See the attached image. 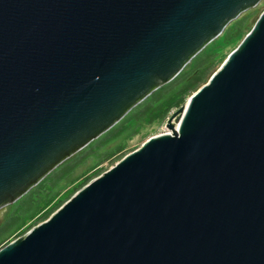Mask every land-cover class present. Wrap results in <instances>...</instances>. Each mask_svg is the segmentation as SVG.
I'll return each instance as SVG.
<instances>
[{"label":"water","instance_id":"obj_1","mask_svg":"<svg viewBox=\"0 0 264 264\" xmlns=\"http://www.w3.org/2000/svg\"><path fill=\"white\" fill-rule=\"evenodd\" d=\"M259 0H0V207ZM0 264H264V7L208 79Z\"/></svg>","mask_w":264,"mask_h":264},{"label":"trees","instance_id":"obj_2","mask_svg":"<svg viewBox=\"0 0 264 264\" xmlns=\"http://www.w3.org/2000/svg\"><path fill=\"white\" fill-rule=\"evenodd\" d=\"M252 14L253 11L244 13L234 20L232 27L224 28L223 41L234 42L237 39L240 41L253 24L246 32L242 31L249 24V18ZM216 60H218L217 50L202 48L173 78L155 88L119 121L59 163L32 188L20 196L15 206L0 222V246L10 240L9 237L13 233L16 234L19 231L21 232L18 234L23 233L28 228H24L28 220L32 219L37 223L47 218L75 190L86 183L89 176L84 175L82 181L71 187L64 195L58 197L60 190L63 188L62 186L72 183L85 174L86 170L94 168L104 159L122 153L121 144H116L108 150H103V145L119 137L131 136L138 131L139 126L142 124H151L157 119H164L172 107L184 103L186 96L190 95L208 79ZM125 153L123 152L116 158H120ZM89 157L95 158V162L80 174H75L76 168ZM26 225L29 226V223Z\"/></svg>","mask_w":264,"mask_h":264},{"label":"rangeland","instance_id":"obj_3","mask_svg":"<svg viewBox=\"0 0 264 264\" xmlns=\"http://www.w3.org/2000/svg\"><path fill=\"white\" fill-rule=\"evenodd\" d=\"M264 7V0H259L254 6L242 11L237 17L241 16L244 13L247 12H251L253 11V14L250 16L249 18V24L247 26H245L243 28V32H246L248 30V28L250 27V25L253 23L254 19L257 17V15L259 14V12L263 9ZM236 17V18H237ZM235 18V19H236ZM232 19L227 25L226 27H232L234 25V20ZM225 27V28H226ZM225 30V29H224ZM224 30L217 35L214 39H212L210 42H208L203 48L206 49H213V50H217L218 51V60H216L215 66L212 68L211 72L212 73L215 68L220 64V62L225 58L226 54L231 50V48H233V46H235V44L239 41V39L235 40L234 42H224L222 39L223 36V32ZM189 95V94H188ZM187 95V96H188ZM186 96V97H187ZM177 106L172 107L169 112L167 113L166 117L176 108ZM157 119L155 120L153 123L151 124H142L141 126H139L138 131L134 134H132L129 137H119L116 138L114 140H111L110 142H108L107 144L103 145L102 149L103 150H108L110 148H112L113 146H115L116 144H121L122 145V153L123 152H128L136 147H138L141 142L143 140H145L148 136L154 134V133H158L161 130L166 129L165 126V119ZM120 153V154H122ZM120 154L117 155H113L111 156V158H106L103 161H101L97 166H95L94 168L90 169V170H86L85 174H83L81 177H79L78 179H76L75 181H73L72 183H68L64 186H62L63 188L60 190L58 197H61L62 195H64L71 187H73L74 185L78 184V182L82 181L84 178V175L89 176L90 180L91 178L99 175L103 170L107 169L109 166H111L112 164H114L115 161H117L119 158H116L117 156H119ZM95 162V158L93 157H89L84 163L80 164L76 170H75V174H80L85 168L87 169L88 167H90L93 163ZM98 170V171H97ZM87 180V181H88ZM76 191V190H75ZM19 199V198H18ZM17 199V200H18ZM17 200H15L14 202H11L3 207H0V222L5 218V216L7 215L8 212L11 211V209L15 206V203L17 202ZM36 221H33L32 219L28 220L26 224L29 223V226H27L26 224L23 226L24 228L28 227L25 231H27ZM39 222V221H38ZM36 224V223H35ZM31 225V226H30ZM34 225V224H33ZM24 231V232H25ZM21 231L17 232L16 234H12L9 239H12L14 237L17 236L18 233H20ZM19 235V234H18Z\"/></svg>","mask_w":264,"mask_h":264},{"label":"built area","instance_id":"obj_4","mask_svg":"<svg viewBox=\"0 0 264 264\" xmlns=\"http://www.w3.org/2000/svg\"><path fill=\"white\" fill-rule=\"evenodd\" d=\"M164 130H165V129H164ZM164 130H161V131H164ZM161 131H160V132H161Z\"/></svg>","mask_w":264,"mask_h":264}]
</instances>
